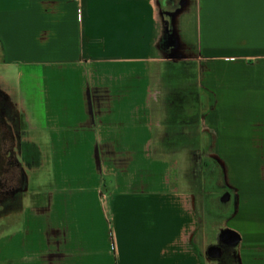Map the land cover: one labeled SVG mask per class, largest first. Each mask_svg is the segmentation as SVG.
<instances>
[{
  "label": "crops",
  "instance_id": "crops-1",
  "mask_svg": "<svg viewBox=\"0 0 264 264\" xmlns=\"http://www.w3.org/2000/svg\"><path fill=\"white\" fill-rule=\"evenodd\" d=\"M96 1L67 0L62 7L63 17L56 21L45 16V10H41L39 3L34 13L27 0L20 1L19 7L36 16L26 51L20 58L27 63L25 67L34 70L45 67L43 62L49 58L41 56L40 48L32 47L33 39L40 30L52 29L58 33V42L66 46L64 56H61L63 59L58 58L55 63H71L79 67L83 65L80 63H96L103 76L116 80L124 78L125 71L136 68L141 58L106 56L108 48H114V41L110 44L94 42L95 50L102 54L100 56L90 51L94 45L88 41L85 17L91 3L94 8L104 7L103 3ZM131 1L129 13L135 18L144 16L142 14L147 11L141 9V4L148 9L152 37L159 30L157 0ZM183 14L190 22V42L195 46L187 54L182 47L184 59H196L194 53H199L212 63L203 83L206 89L212 90V95L202 90L207 94L208 107L204 109V122L201 116L202 129L199 127V130L208 134V140L215 147V157L223 161L236 203L234 213L225 218L227 224L222 228L214 225L212 230L221 232L224 228H231L240 234L241 240L236 247L239 264H264V219L255 214L264 200V0H194L181 9L179 15ZM168 21L171 23L170 17ZM168 24L167 31L176 41L175 34L178 33L170 31ZM11 27L0 23V30L5 33ZM6 36L11 37L9 33ZM137 45L139 50H146L147 45ZM79 50L86 55L78 57ZM167 58H170L169 54ZM72 81L75 97L76 93L81 96L83 91H87L83 86L78 88L75 78ZM143 84L134 90L132 88L136 86H133L129 92L120 87L108 89L112 97L120 96L107 103L100 114L111 117L114 107L121 108L120 124L124 121L123 124L127 125L129 120L133 126L146 131L142 151L151 163V173L154 172L151 182L139 186L135 178L137 171L128 173L130 170L127 169L125 172L120 155L103 157L115 165L102 166L101 158L90 173L84 167L81 175L68 162L69 154L62 167H57L61 180L59 191H56V214L47 220L26 216L19 220L17 227L7 230L3 235L4 264H210L211 259L205 256L203 249V224L205 221L212 223V220L200 217L185 202L172 199L167 193V160L157 157L161 155L151 145L155 139L151 134L153 116L150 105L144 103L148 86L145 84L143 87ZM139 90V99L133 105H127L129 99L138 96L136 92ZM73 101V104L67 103L69 115L77 117V101ZM142 110L146 111L145 121H140ZM86 112V109H81L82 116L77 119L88 121L90 117ZM72 119L77 120L69 118V121ZM93 131L86 135L89 137L86 143L90 139L103 140L101 135H97L98 129ZM83 135L74 134L69 138ZM53 136V140L56 139ZM64 138L57 137L59 141ZM79 153L84 160L90 158L87 150H84V156ZM155 171H162L158 179ZM104 172L115 173L117 189L132 191V208L119 212L117 205L108 201L102 192ZM65 174L67 181L63 185L62 176ZM128 174L132 180L122 184V179ZM88 185H95L96 189L91 190L87 197L85 189ZM247 206H253V209Z\"/></svg>",
  "mask_w": 264,
  "mask_h": 264
},
{
  "label": "rangeland",
  "instance_id": "rangeland-1",
  "mask_svg": "<svg viewBox=\"0 0 264 264\" xmlns=\"http://www.w3.org/2000/svg\"><path fill=\"white\" fill-rule=\"evenodd\" d=\"M20 1L24 2L25 0H0V23L4 22L8 27H11L12 24V29L8 32L5 33L0 30V67L7 72L8 76L14 77L21 83L27 92L26 95L36 104V108L40 112V120L43 122L42 125L52 138H54L53 135H55L56 139H54V141L56 140V142H54V145L55 150H57V167H62L63 162L66 160L65 158L70 154L68 162L75 171L81 172L82 175L84 167L86 172L90 173L92 167L95 164L97 165L101 158L102 166H105V164L115 165L112 160H105L104 158H115V156L120 155L122 157L123 170L125 172L127 169L130 170L128 173L137 171L135 172V178L139 186L150 183L154 172L151 173V163L144 157L142 151L145 142L144 139L147 138V134H145L146 131L140 126H133L129 120L127 125L123 124L124 121L120 124L122 114L121 108L117 109V107H114V112L111 113V117H109V115L106 117L103 113L100 114L107 103H110L112 99L119 98L120 96L115 95L112 97L108 89L120 87L124 88V92H129L133 86H136L132 88L134 90L137 89V85H142L143 82H145L148 86V90L146 92L147 95H145L144 103L147 106L150 105L151 115L153 116L151 134L155 139H153L151 145H153V149H155L156 153L161 155H157V157L167 160V193L170 194L172 199H177L182 201V203L185 202V204L188 207L190 206L196 213L197 210L193 200L192 186H194L196 179L193 168L195 162L194 150L197 149V146H183L175 150H166L162 143H160L165 129L164 116L166 105L163 92H166L174 85L172 80H167V84L165 83L164 70L166 69V61L172 58L177 59V62H179L178 60H183L182 58L186 57L183 54V50L184 53L186 52L187 54V52L192 51L195 47L194 44L190 42L192 41L188 30L190 29V22L186 21L187 15H179L178 13L175 22L173 21V24H168V29L170 31L178 33L180 41L177 43L174 41L176 52L172 54V57L167 58L168 54H166L164 49L160 46V37L162 31L165 30L164 23L166 21V17L162 13L161 0H157L158 6L156 5L159 12L157 24L159 30H156L152 37L150 13L148 9L144 8V4H141V9L147 10L142 14L144 16L135 18L129 13V7L132 3L131 0H121L122 3H119L120 0H97L103 3L102 6L104 7L101 8H94L91 3V7L88 9V13L85 17V23L89 29L88 41L90 40L92 45H94L90 51L100 56L102 54L95 50L96 46L94 42H108L110 44L111 41H114V48H108L106 56H121L124 59L127 57L132 59L135 56L136 58H141L136 68H130V71H125L124 78H118L116 80L115 78L109 79L103 76L99 68L95 66L96 63H80L83 64H79L80 67L71 65V63H55L54 60L58 58L63 59L61 56H64L63 50L66 46L58 42V33L52 29L40 30L33 39L35 43L32 47L40 48L41 56L43 54L45 57L49 58V60L46 58L43 62L46 63L44 64L45 67L39 70L25 67L27 63L23 62L20 58L26 51V42L30 39L33 32V26L36 24V16L34 14H28L27 11L23 10V7H19ZM27 1L28 7L32 12L36 13L35 6H38L37 3H39L41 10H45V16L53 18L55 21L57 18L63 17L62 7L67 2V0ZM91 1L94 2V0ZM133 1L135 3L138 2L137 0ZM193 1L194 0H183L182 3L187 5ZM7 33L11 35L10 38L6 36ZM187 41H189L188 44ZM137 44L143 47L147 45L146 50H139ZM182 47H184V49ZM41 48H43V50ZM78 48H80V46H78ZM77 54L78 57H82L84 54L86 55L82 50H79ZM194 56L197 57L193 59L195 60L193 62L196 67L194 71L198 73H196L197 75L193 81L197 83V87L200 90H204L212 95V90L206 89L205 84H203L204 78L207 76L205 73L209 69V65L212 64L211 60H207L203 56L201 57L199 53H194ZM73 59L74 57L72 60ZM130 64L133 63L130 62ZM72 78H75L79 85L78 88L83 86V89H87V91H83V95L79 96L76 93L75 97L72 94V87L75 86L72 83ZM168 78L167 75V79ZM121 82H123V85L120 84ZM145 84H143V87ZM139 92H141V90L136 92L138 96H134V99L128 100L127 105H133V102L139 99ZM208 96L210 99V95ZM74 99L77 101L75 103L77 117L69 115L70 106L67 104L69 102L73 104ZM79 102H81L80 104L82 105H80ZM73 108L74 107H72V109ZM81 109L87 110L86 113L90 117L88 121L84 120V122L77 119L82 116V114H80ZM92 109L94 112H91ZM205 111H202L203 122V116L206 114ZM69 118H76L78 121L75 119L69 121ZM145 119L146 111L142 110L140 112V121H145ZM200 127L202 129V124ZM94 129L99 130L97 135H101L103 140L100 142L99 138L95 140L90 139L91 142L89 141L86 143L85 141L89 138L86 135L90 133V130L94 132ZM183 129L189 135H194V133L198 132L202 133L199 127L195 129L184 127ZM174 130L175 128L173 131ZM73 133L78 135L84 134V137L76 136L70 139L69 136L74 135ZM57 137L65 138L63 141H59ZM209 143L210 149L215 151V147H213L211 142ZM84 150L88 151V156H90L88 160H84V157H81L79 153L80 151L83 155ZM199 154L201 155V153ZM216 158L221 165H224L220 158ZM161 172L162 171H155V178L157 177L158 179L159 175H162ZM126 177L127 178L122 179V184L132 180L131 174H128ZM62 178L63 185H65L67 181L66 174L65 176L63 175ZM116 178L115 173L104 172L102 176V184L104 187L102 192L106 195L110 203L117 205L116 208L119 212H123L125 209L128 210L132 208L131 202L133 193L132 191L128 192V190L119 187L117 189V186H115ZM66 187L67 186H65V188ZM94 189H96L95 185L86 186L85 192H87V197L90 191ZM169 189H171V191H169ZM126 203L128 204L125 205ZM254 206H256V204ZM247 207L253 209V206ZM255 214H258L260 218L264 219V200L261 201L260 209L258 210V208H256ZM226 224L227 220L223 221V219L219 218L213 219L212 223L210 221H205L203 224L204 228L208 227L210 229L207 228L208 231L206 234L203 230V240L208 241V239L212 237V228L214 225H220L222 228ZM0 264H4L3 237L0 238ZM210 264L218 263L211 261Z\"/></svg>",
  "mask_w": 264,
  "mask_h": 264
},
{
  "label": "flooded vegetation",
  "instance_id": "flooded-vegetation-1",
  "mask_svg": "<svg viewBox=\"0 0 264 264\" xmlns=\"http://www.w3.org/2000/svg\"><path fill=\"white\" fill-rule=\"evenodd\" d=\"M176 1H160L166 17L160 46L170 57L176 52V47L169 35L171 33L167 31V21L171 6ZM182 59L179 62L172 58L166 61L164 80L166 84L167 80H172L174 85L168 92H163L165 129L160 143L166 150L197 146L193 168L196 179L192 186L197 213L204 219L219 218L224 221L232 203L233 189L228 184L225 168L210 149L208 134L198 132L189 135L183 129L200 127L202 111L208 107V98L193 81L196 75L194 60ZM0 73L15 79L8 76L2 67ZM17 83L18 91L7 88L0 95V238L11 227H17L15 225L20 224L19 220L26 216L44 220L53 217L56 214V191H59L61 180L54 140L45 128L41 130L39 110L35 108V113L32 112V104L23 97H28L27 92L21 88L20 82ZM207 228H204L205 234L210 229ZM211 246L220 247L219 256L208 255ZM203 249L205 256L218 264H239L236 248L222 242L220 230L213 232L208 241L204 240Z\"/></svg>",
  "mask_w": 264,
  "mask_h": 264
},
{
  "label": "water",
  "instance_id": "water-1",
  "mask_svg": "<svg viewBox=\"0 0 264 264\" xmlns=\"http://www.w3.org/2000/svg\"><path fill=\"white\" fill-rule=\"evenodd\" d=\"M182 1L183 0H177L176 2H174L173 6H171L170 21H171L172 24L175 22L176 15L185 6L182 3ZM175 40H176V43L179 41L177 34H175ZM20 86H21L22 89H24V87L22 85H20ZM7 88H10V89L13 88V89H16L18 91L19 85L17 83V80L8 78V77H6V76H4V75H2L0 73V95L4 94V90L7 89ZM12 92H14V91L12 90ZM23 97L26 98L28 103L32 104L33 107H31V110H32L33 113H35L36 104L31 99H29V97H26L25 95H23ZM22 102H25V101L22 99ZM18 105H20V104L18 103ZM33 113H32V115H33ZM40 127H41V130L44 128L42 123H40ZM231 201H232V203H231V206H230V210H229V212L227 214L229 216L232 213H234V211L236 210L235 197H234L233 193H232ZM220 235L222 236V242L225 243L228 247H232V248H236L239 245V242L241 240L240 234L236 230L231 229V228L222 229L221 232H220ZM219 248L220 247L211 246L209 248V250H208V255L211 256V257H213L215 255L219 256L220 253H221V251L218 250ZM215 252H216V254H215Z\"/></svg>",
  "mask_w": 264,
  "mask_h": 264
}]
</instances>
